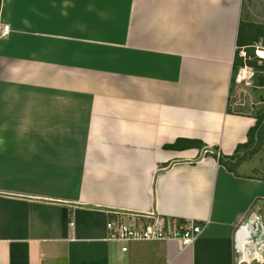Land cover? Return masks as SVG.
<instances>
[{
  "label": "crops",
  "instance_id": "1",
  "mask_svg": "<svg viewBox=\"0 0 264 264\" xmlns=\"http://www.w3.org/2000/svg\"><path fill=\"white\" fill-rule=\"evenodd\" d=\"M260 4L0 0V264H238L264 176L217 155L257 125L260 107L236 111L262 92L232 80L238 40L264 42ZM116 212L203 232L125 245L109 239Z\"/></svg>",
  "mask_w": 264,
  "mask_h": 264
},
{
  "label": "built area",
  "instance_id": "2",
  "mask_svg": "<svg viewBox=\"0 0 264 264\" xmlns=\"http://www.w3.org/2000/svg\"><path fill=\"white\" fill-rule=\"evenodd\" d=\"M9 29L8 26H4L0 30V37H7ZM251 48L255 51L259 65H262L264 63V42H255ZM240 56L247 59L244 49ZM262 75L264 77V73ZM255 76L256 72L246 65L240 69L236 77L238 85L244 84L248 88L257 89L263 95L260 102L250 101V105L246 103L247 100L244 97L245 99L240 101L242 108L264 106V84L255 87L253 83ZM217 157L221 156L218 154ZM115 215L118 217L117 220L108 224L109 239L125 245L138 242L175 241L181 248H188L203 232V227L195 222L178 223L164 219L155 213L135 216L128 212H116ZM127 250L126 247L123 249L124 252ZM236 251L239 255L238 264H264V225L263 218L258 214H252L237 232Z\"/></svg>",
  "mask_w": 264,
  "mask_h": 264
},
{
  "label": "trees",
  "instance_id": "3",
  "mask_svg": "<svg viewBox=\"0 0 264 264\" xmlns=\"http://www.w3.org/2000/svg\"><path fill=\"white\" fill-rule=\"evenodd\" d=\"M254 43L248 44L246 48L243 47L241 40H238L237 45L239 47V50L236 52L235 61H234V67H233V84L235 85L236 77L240 71L241 68L245 67L246 65L252 68L256 72V76L254 78V86L260 87L264 84V77L262 73H264V63L262 65H259V60L255 56V51L253 48ZM244 49L247 54V59H244L240 56L241 49ZM242 49V50H243ZM251 59V60H249ZM254 90V89H252ZM255 91V90H254ZM259 111H257L256 114L249 113L248 111L242 110V111H236L239 115H255L257 119V125L255 128L251 129L249 132V142L246 145L239 146L237 149V152L235 156L223 159L219 158L220 163L224 165L230 172L235 173V170L239 167V165L245 161V159L250 158L257 153H259L261 150H264V108H259ZM230 113L231 110H228ZM184 143L183 141L177 142L173 146L166 147L167 149H178L181 148L180 144ZM191 146H195L198 148H202V143L199 141H189L186 142ZM242 150H246V155L244 157H241L239 153ZM237 160V161H235ZM235 161V162H234Z\"/></svg>",
  "mask_w": 264,
  "mask_h": 264
},
{
  "label": "rangeland",
  "instance_id": "4",
  "mask_svg": "<svg viewBox=\"0 0 264 264\" xmlns=\"http://www.w3.org/2000/svg\"><path fill=\"white\" fill-rule=\"evenodd\" d=\"M248 1L251 2V0H248ZM254 1L256 3L258 2V0H254ZM259 1L261 3L259 6L262 7V13L260 14V16H261L260 19H263L264 20V0H259ZM246 2H247V0H246ZM247 8H248V5L245 6V16H246V14L248 16L251 14V12H247V10H248ZM261 24L264 25V21ZM235 86L240 90V93H242V91H244V89H247L248 88L244 84L238 85L236 83V80H235ZM245 95H243L241 97H244ZM259 107L260 108H264V106H258V108ZM249 108H251V107L245 106V109H247V111L250 110ZM249 113H251V112H249ZM249 159H251V161L254 162L252 164H254L255 169L253 168V166H250L249 167V170H248V174H250L252 176H255V177H262V176H264V150H261L259 153H257L256 155L250 157ZM262 214L263 215H260L259 214V216L260 217L262 216V218H263V225H264V211H262Z\"/></svg>",
  "mask_w": 264,
  "mask_h": 264
},
{
  "label": "water",
  "instance_id": "5",
  "mask_svg": "<svg viewBox=\"0 0 264 264\" xmlns=\"http://www.w3.org/2000/svg\"><path fill=\"white\" fill-rule=\"evenodd\" d=\"M264 255V254H263Z\"/></svg>",
  "mask_w": 264,
  "mask_h": 264
}]
</instances>
